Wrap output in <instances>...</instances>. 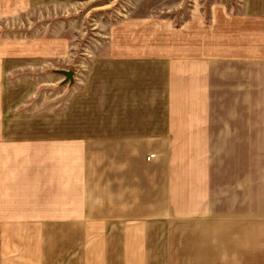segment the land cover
Instances as JSON below:
<instances>
[{
  "label": "crops",
  "instance_id": "obj_1",
  "mask_svg": "<svg viewBox=\"0 0 264 264\" xmlns=\"http://www.w3.org/2000/svg\"><path fill=\"white\" fill-rule=\"evenodd\" d=\"M242 7L145 35L162 80L133 98L128 69L98 135L15 136L0 51V264H264V0Z\"/></svg>",
  "mask_w": 264,
  "mask_h": 264
},
{
  "label": "rangeland",
  "instance_id": "obj_2",
  "mask_svg": "<svg viewBox=\"0 0 264 264\" xmlns=\"http://www.w3.org/2000/svg\"><path fill=\"white\" fill-rule=\"evenodd\" d=\"M241 10L242 0H39L18 15L0 12L9 130L30 138L38 131L55 137L109 132L112 102L127 96L128 69L134 70L133 98L147 81L153 90L162 80L163 73L149 75L141 59L153 52L145 35L160 31L166 38L180 26H210L214 17ZM63 71L73 72L72 82H65Z\"/></svg>",
  "mask_w": 264,
  "mask_h": 264
},
{
  "label": "water",
  "instance_id": "obj_3",
  "mask_svg": "<svg viewBox=\"0 0 264 264\" xmlns=\"http://www.w3.org/2000/svg\"><path fill=\"white\" fill-rule=\"evenodd\" d=\"M63 74L65 75V82H72V71H63Z\"/></svg>",
  "mask_w": 264,
  "mask_h": 264
},
{
  "label": "built area",
  "instance_id": "obj_4",
  "mask_svg": "<svg viewBox=\"0 0 264 264\" xmlns=\"http://www.w3.org/2000/svg\"><path fill=\"white\" fill-rule=\"evenodd\" d=\"M153 156L151 155V156H149V158L148 159H150V158H152Z\"/></svg>",
  "mask_w": 264,
  "mask_h": 264
}]
</instances>
